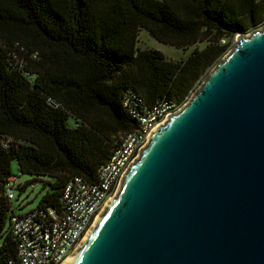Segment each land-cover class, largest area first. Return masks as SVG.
<instances>
[{"label":"trees","instance_id":"obj_1","mask_svg":"<svg viewBox=\"0 0 264 264\" xmlns=\"http://www.w3.org/2000/svg\"><path fill=\"white\" fill-rule=\"evenodd\" d=\"M263 23L264 0H0V264H20L11 219L27 212L12 211V162L54 178L38 205L61 213L67 182H98L137 111L188 101L236 35ZM142 29L193 50L141 49Z\"/></svg>","mask_w":264,"mask_h":264},{"label":"water","instance_id":"obj_2","mask_svg":"<svg viewBox=\"0 0 264 264\" xmlns=\"http://www.w3.org/2000/svg\"><path fill=\"white\" fill-rule=\"evenodd\" d=\"M238 35L66 264H264V23Z\"/></svg>","mask_w":264,"mask_h":264},{"label":"built area","instance_id":"obj_3","mask_svg":"<svg viewBox=\"0 0 264 264\" xmlns=\"http://www.w3.org/2000/svg\"><path fill=\"white\" fill-rule=\"evenodd\" d=\"M183 104L163 99L151 108L137 111L135 115L140 128L122 135L111 158L102 164L98 182H90L81 176H73L67 182L62 194L64 210L61 213L52 207L37 205L29 212L12 217V235L18 243L20 264H62L72 255L104 205L115 194L123 175L147 144L151 132ZM19 185L16 176L11 175L6 191L12 200L15 199L14 189ZM9 264L13 261L9 260Z\"/></svg>","mask_w":264,"mask_h":264},{"label":"rangeland","instance_id":"obj_4","mask_svg":"<svg viewBox=\"0 0 264 264\" xmlns=\"http://www.w3.org/2000/svg\"><path fill=\"white\" fill-rule=\"evenodd\" d=\"M238 36L239 35L237 34L232 44L235 45L236 41H238ZM138 46L141 49L155 48V50H160L165 53V56L167 58H170L172 60H180L182 58H186L193 50V47H190L189 50H186L183 48H177L171 46V44L161 43L157 41L155 37H153L146 29H142V31L140 32V38L138 39ZM199 46L202 47L203 45L199 44ZM233 47H231V49ZM12 173L13 175L16 176L18 183H23V184L26 182L28 183L27 187H25L22 191L18 188L14 189L15 199H13L11 202L12 211L14 210L17 213L26 212V211L29 212L32 208L38 205L41 198L46 192L52 190L51 182L54 181L53 177L50 176L36 177L33 175H29L28 173H21L18 163L16 161L12 162ZM120 186L121 184L118 186L117 190L120 188Z\"/></svg>","mask_w":264,"mask_h":264},{"label":"bare ground","instance_id":"obj_5","mask_svg":"<svg viewBox=\"0 0 264 264\" xmlns=\"http://www.w3.org/2000/svg\"><path fill=\"white\" fill-rule=\"evenodd\" d=\"M113 197H114V195L109 199V201H111V199H112ZM109 201H108V202H109ZM108 202H107V203H108ZM70 256H71V255H70ZM70 256H69V257H70ZM69 257H68V258H67L62 264H66V262H67V260L69 259Z\"/></svg>","mask_w":264,"mask_h":264},{"label":"crops","instance_id":"obj_6","mask_svg":"<svg viewBox=\"0 0 264 264\" xmlns=\"http://www.w3.org/2000/svg\"><path fill=\"white\" fill-rule=\"evenodd\" d=\"M20 184H23V183H20Z\"/></svg>","mask_w":264,"mask_h":264}]
</instances>
